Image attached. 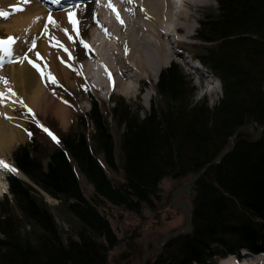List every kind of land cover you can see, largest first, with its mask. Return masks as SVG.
<instances>
[{
	"label": "trees",
	"instance_id": "trees-1",
	"mask_svg": "<svg viewBox=\"0 0 264 264\" xmlns=\"http://www.w3.org/2000/svg\"><path fill=\"white\" fill-rule=\"evenodd\" d=\"M217 1V14L199 28L208 45L196 55L219 78L217 103L196 99L192 81L172 64L161 71L158 99L144 116L139 104L116 100L117 158L116 139L95 107L91 139L83 125L62 135L64 148L52 145L39 154L35 144L22 146L17 163L76 219L73 231H64L43 196L10 176L9 194L0 198V264H107L118 239L99 206L111 202L139 212L161 199L163 178L198 173L193 234L169 242L152 264H217V255L264 249V129L259 137L245 132L253 123L264 125V0ZM232 137L234 146L217 161ZM99 156L123 180L108 176ZM80 175L93 185L91 196ZM129 262L115 258L113 264Z\"/></svg>",
	"mask_w": 264,
	"mask_h": 264
},
{
	"label": "bare ground",
	"instance_id": "bare-ground-1",
	"mask_svg": "<svg viewBox=\"0 0 264 264\" xmlns=\"http://www.w3.org/2000/svg\"><path fill=\"white\" fill-rule=\"evenodd\" d=\"M36 1L0 0V13L6 12L11 16L8 24L1 23L2 27H7V35L0 42V92L3 93L0 99V157L7 164L6 154L13 142L22 137L12 115L20 102V91L30 92L27 96L31 100L49 99L52 96L42 85L45 83H42L41 74L48 76L50 73H59L65 75L69 82L75 83V79H70L74 70L94 76L90 84L95 89L103 87L107 91L110 87L118 89L121 86V93L129 94L134 86L129 85L126 82L128 79L125 81L124 78L128 75L134 78L143 76L153 67V78L156 80L166 59L172 55L168 47L169 41H173V38L169 39L171 30H185L183 20L190 16L186 7L198 4L200 0H182L178 7L172 4V0H106L110 6H105L103 0H86L82 5L60 10H56L59 6L52 4L56 8L51 11L44 7V2ZM94 3L96 9L102 11L101 16H104L99 19L94 16L93 20L107 34L105 38H98L94 50H90V53L94 52L90 57L99 63L93 65L88 59L74 63V43L81 27V17ZM19 5L21 7L16 10L21 9L22 13L16 11L17 14H13L14 8ZM70 12L77 21L75 25L69 20ZM49 15L55 22L49 20ZM42 28H45L43 34ZM65 29L68 31L65 32ZM10 36L14 37L12 41L6 39ZM48 38L52 39L53 44H49L51 40L48 41ZM87 50L82 53H89ZM7 60H10L8 67H2L1 63ZM215 86L219 90L218 85ZM105 90H101V94L107 93ZM54 101L55 115L64 123L68 107L59 100ZM2 178L0 171V193L6 189V181ZM7 184L9 194L8 181ZM229 263L237 264L232 260Z\"/></svg>",
	"mask_w": 264,
	"mask_h": 264
},
{
	"label": "rangeland",
	"instance_id": "rangeland-1",
	"mask_svg": "<svg viewBox=\"0 0 264 264\" xmlns=\"http://www.w3.org/2000/svg\"><path fill=\"white\" fill-rule=\"evenodd\" d=\"M216 4L217 2L215 0H200L198 4H192L186 7L190 13V16L187 20L185 19L183 20L185 30L177 31V32H180L178 39H181V40H174L175 38L172 36L169 38V39L173 38L174 40V41H169L168 43V47L170 48L172 55L168 59H166L167 62L165 64V65L167 64L169 65L170 63H173V62L178 63L182 67L183 73L185 74V76L188 79L190 78L192 79L191 81H192V84H194L195 91H196V99L207 98L210 104L217 103L218 99L221 96V86L218 85V82H213L212 79H215L216 77H214L212 73H209L210 78H208L205 75H201L199 73L194 72V68L192 67V65H190V63H188L187 59H189V56H191V54H195L198 56L199 52L205 51L206 49L205 46L208 45L207 44L208 41L201 40L198 38L199 33L197 29L198 27L197 23L201 17L203 18L210 14L216 15L217 14L216 9H218ZM94 5L95 3L92 4L90 8H88V11L81 17L80 26L83 24V27H84V25L86 23L87 24L85 26V29L80 30V33L76 36L75 43L78 42L77 44L74 43L76 53L78 52L81 54L84 50L88 49V48H79V47H81L80 45H83L85 43L83 42L82 37L83 36L87 37L90 33L89 24L91 22H94L95 23L94 28H98L97 23L93 20L95 15L93 16L92 11H94V9L96 10V16L98 19L104 16V15L101 16L102 11L101 12L98 11ZM18 13H22V10L19 11ZM7 19L8 18H5V17L2 18V23L5 25L8 24ZM44 29L45 28L41 29V34L44 33ZM6 31H7L6 26L0 27L1 34H4V33L6 34L7 33ZM97 37L105 38L107 37V34L105 32H102V33L99 32ZM48 41H49V44L51 42L53 44V41L51 38H48ZM29 49L30 48L28 47L27 50ZM180 49H183V50H181V52L177 51ZM88 60L92 61L93 65H95L94 62L99 63L95 58L90 57L88 58ZM8 63H10V61H7L4 67H8L7 66ZM84 75H87V74L72 70L70 79H75V83H72L66 79L65 75H61L59 73H50L48 74V76L47 75L44 76V74L42 73L41 78H43L44 80L42 81V83H45L42 85L45 86V89L50 93L49 95L52 96L50 97L51 99L50 98L45 99L46 98L45 97L44 99H42V101H36L37 98L35 100H31L27 96V93H30V92H24V91L19 92V90L17 91L19 92L20 102L14 109V112L12 111V115L14 117L13 118L14 125L17 129H19V131H21L22 137H18V139L15 142H13V145L10 147L9 152L6 154L5 159L8 160L9 162L8 165H12L11 161L13 162V157H12L13 148H16V144L26 141V134L24 133V130L21 128V126L24 127L32 123L31 119H29L24 114V110H26L25 108H27L30 111H33L32 117H33L34 122H36L37 126L38 125L42 126L44 120L51 119L54 125L60 130L62 134L72 132L69 130H74L76 127H79L80 129H82L81 126L77 125V123H76V127L74 128L73 127L71 128L70 125L72 123H75L76 121L78 122V116L80 114L84 115L88 113V110L90 109V106H91L90 97L88 96L90 95L88 91V88L90 87V85H89V82L85 80ZM153 75H154V68L152 67L151 69H148L147 74H144L143 76H138L134 78L128 75L127 77H125L124 78L125 81L126 79H128L129 81L127 80L126 82L129 83V85L134 86L133 91L129 92V94L121 93L123 91L121 89V86H119L118 89L116 88L112 89L110 87L107 89V93L104 92L103 94H101L99 91L95 92L94 90L91 89L94 94L93 99L96 98L98 101V105H99L98 107H100V110L103 113H107L106 115L108 117L107 123H108V127L110 128V131L113 133L112 134L113 138L115 139L117 138L116 130L119 127V125L114 121V119L111 117L109 113L111 112L110 107L113 106V101L111 102L110 98H107L109 93L112 91L110 96L115 95L117 96V98L118 96H120L124 98L126 101L131 102L132 104H135V105L139 104L141 106V110L139 111L140 115L144 116L148 111H150L151 109L150 106L152 105V101L158 99V94L157 92L155 93V90H154V84L156 83V80H154ZM138 78L139 80L137 82ZM94 79L95 78H93V80ZM215 85H218L219 90H217ZM148 90H152V92L150 91L151 93H147ZM60 95L61 96L66 95L67 98L70 100V103L66 102L68 103L69 109H68L67 117L64 123L55 115L56 103L54 99L57 101L58 100L61 101L60 98L58 97ZM2 97H3V93L0 92V99ZM5 100L8 101V99L6 98ZM85 122H86L85 131L88 132V134L92 135L93 130H95L96 128L95 123L87 122V121ZM245 132H247L246 134L249 133L250 136H253V137L261 136V133H259L258 131V127L254 123L251 126H248V127L246 126ZM91 135H89L90 138H91ZM39 138L43 142L37 146L38 152L39 154H44L45 152L49 150L50 147L49 145H47L46 143L47 141L44 135L42 134L39 135ZM117 139H116V142L114 141L116 158H117V152L119 151V149L116 148V145H117L116 143L118 142ZM1 157L0 159H3ZM9 158L11 159V161L9 160ZM104 163L106 164L105 161ZM2 167L3 165L0 164V171L6 175L8 173V170L5 169L4 171V168ZM109 171L110 172L108 175L110 177L112 178L116 177V178H120V180H123L122 175L120 173L118 174V172H113L111 170ZM18 174L23 176V174L20 171H18ZM190 178L191 177L186 178V179H180V181H177L176 179L172 180L170 177L163 178L160 181L161 200L159 201V203H155V202H154L155 204L153 203L154 209H150L147 207L146 204H143L141 205L142 208L140 209V211L135 212V211L124 209L122 208V206H118V205L116 206V204L114 205L111 202L110 203L105 202L104 203L105 206L104 205L99 206V208L102 209L103 214H105L107 219H109V222L113 225L114 229L116 230L117 236H119V238H125L121 241V243L115 249H111L109 251V254H110L109 261H111L110 262L111 264L114 263V258L120 257V252L123 254V252L126 251L125 249H129V250L132 249V247H129V244L127 241H129L128 238L132 237V231L136 227H137L136 229L137 234L134 235L133 238H135V246L137 247V252L139 253L136 255L132 253L126 254V257L130 258L129 264H135V263L143 264L142 263L143 258L146 260L144 264H147L149 261H151V259H152L151 262L153 263L156 261L157 258H155V256L157 255V253L162 252V249H163V248L162 249L159 248V244L162 243L164 235L169 232H177L180 228H185L188 226L189 220L187 216L188 214L186 212V207L189 208V211H190L191 196H190L187 186H185L184 189L181 190V192L177 193L176 199H172V197H173L175 189L189 182ZM2 179L3 181H5V178H2ZM7 181H6V189L0 193V198L3 197L4 193H7L8 191ZM79 183L81 184V188L85 192L86 196L87 195L91 196L92 194H94V189H93L92 184L89 183L87 179H85L82 175H80L79 177ZM43 194H44L46 202L49 204L50 211L55 217L58 226L64 231H68V230L71 231L73 228V224H74L73 222L76 219L75 215L73 213L72 214L69 213V211L66 210V208L62 205V203L60 202L58 198H55L49 195L45 191L43 192ZM176 200L180 202L178 203V205H174L175 204L174 201ZM159 205L162 208H169V209L170 207L174 205L173 209L177 210L178 213L180 214L178 215L179 216L178 220L171 222L170 220H172L173 219L172 218L168 220V223H167V221H165L166 220L165 214H164L165 212L162 211V213L160 214L162 216L163 221H165V225L163 227L162 225L160 226L161 222L160 223L158 222V218L155 216L156 211H154L155 209H160ZM184 205H185V208L183 207ZM180 208H182V210H179ZM182 224L184 225L180 227ZM69 233L71 232L66 233L64 237L68 238ZM145 236H147V247L143 244V238ZM150 238H152V240H150ZM162 253H164V250ZM250 258L252 259L256 258V255H252L250 256ZM117 259L120 261L119 258Z\"/></svg>",
	"mask_w": 264,
	"mask_h": 264
},
{
	"label": "flooded vegetation",
	"instance_id": "flooded-vegetation-1",
	"mask_svg": "<svg viewBox=\"0 0 264 264\" xmlns=\"http://www.w3.org/2000/svg\"><path fill=\"white\" fill-rule=\"evenodd\" d=\"M180 187H182V190L184 189V187H185V184H183V185H181ZM178 188V187H177ZM189 193H191V190H189ZM191 195V194H190ZM173 196H174V194H173ZM172 199H173V197H172ZM174 199H176V195H175V197H174ZM161 200V199H160ZM178 203H179V201H175V204L174 205H178ZM174 205L172 206V207H174ZM159 208L160 209H158V211L160 212V213H162V211H164L165 213V218H166V220L165 221H167V223H168V220H170V219H172V220H170L171 222H173V221H175V219L178 217V215H179V213H178V211L177 210H172V211H170V210H168V208H162L160 205H159ZM180 210V209H179ZM155 216L157 217V216H159V213L157 212L156 214H155ZM165 221H163V220H161V219H158V222L160 223V226L162 225V227L165 225ZM137 234V233H136ZM136 234H134V235H136ZM134 235H133V237H134ZM133 237H131L130 239L131 240H129V241H127L128 242V244H129V247H132V249H131V251L133 252V254H138L139 252H137V247L135 246V238H133ZM144 238H146V239H144ZM143 238V244L147 247V236H145ZM127 253H129V250L128 249H126V251H124L123 252V254H127ZM122 254V255H123Z\"/></svg>",
	"mask_w": 264,
	"mask_h": 264
},
{
	"label": "snow or ice",
	"instance_id": "snow-or-ice-1",
	"mask_svg": "<svg viewBox=\"0 0 264 264\" xmlns=\"http://www.w3.org/2000/svg\"><path fill=\"white\" fill-rule=\"evenodd\" d=\"M0 14H3V15H7V13L5 12V13H0ZM68 17H69V20L70 21H72V23H73V25H75L76 23H77V21L75 20V19H73V16H72V13L70 12L69 14H68ZM49 20L50 21H52V22H55L54 21V19L51 17V15H49ZM68 30L67 29H65V32H67ZM4 37H0V42H3L4 41ZM8 41H12L13 39H14V37H7L6 38ZM85 43H87V42H85ZM33 44H34V42H33ZM67 50V49H66ZM37 55H39V53H37ZM19 58V57H18ZM42 127H43V125H42ZM49 132H50V130H49ZM50 134L53 136V139H57L58 140V138L55 136V134L54 133H51L50 132ZM0 164H3L4 166H6V167H8V168H10L12 171H15V168L12 166V165H8L5 161H3L2 159H0Z\"/></svg>",
	"mask_w": 264,
	"mask_h": 264
},
{
	"label": "water",
	"instance_id": "water-1",
	"mask_svg": "<svg viewBox=\"0 0 264 264\" xmlns=\"http://www.w3.org/2000/svg\"><path fill=\"white\" fill-rule=\"evenodd\" d=\"M223 155H224V154H221V156H220L219 158L223 157ZM206 165H207V164H206ZM199 176H200V173H198L196 176H194V177L191 179V181L187 184V186H188V187H191L192 184L198 179ZM165 242H166V241H165ZM161 246H162V244H161Z\"/></svg>",
	"mask_w": 264,
	"mask_h": 264
}]
</instances>
